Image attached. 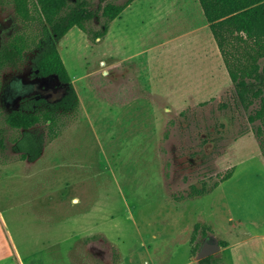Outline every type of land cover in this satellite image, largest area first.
<instances>
[{
  "label": "rangeland",
  "instance_id": "rangeland-1",
  "mask_svg": "<svg viewBox=\"0 0 264 264\" xmlns=\"http://www.w3.org/2000/svg\"><path fill=\"white\" fill-rule=\"evenodd\" d=\"M90 1L98 9L126 0ZM31 5L35 13L36 0ZM103 22L101 15L88 26L96 32ZM39 29L38 22L26 28L13 6L0 9V43ZM58 47L80 98L59 136L47 137L37 161L23 160L14 148L20 133L0 119V210L20 256V263L1 264H199L197 244L264 232L260 141L234 106L233 83L198 0H134L102 39L74 27ZM32 73L30 61L2 70L3 113L27 98L64 95L56 77ZM234 167L243 183L226 205L220 188L175 199ZM231 216L242 222L236 231ZM195 222L208 230L192 242ZM258 245L251 240L238 255L249 257ZM224 248L214 264H234Z\"/></svg>",
  "mask_w": 264,
  "mask_h": 264
},
{
  "label": "trees",
  "instance_id": "trees-1",
  "mask_svg": "<svg viewBox=\"0 0 264 264\" xmlns=\"http://www.w3.org/2000/svg\"><path fill=\"white\" fill-rule=\"evenodd\" d=\"M133 1H108L95 9L90 0H36L34 13L31 0H0V9L13 6L16 17L26 28L35 22L40 25L38 37L19 33L0 43V89L2 70L18 67L25 61L32 62L33 77H56L65 86L64 95L57 101L27 98L17 110L7 114L0 110V119L20 133L14 148L23 160L37 161L43 154L47 137L57 138L64 117L77 112L80 107V98L59 51V42L74 27L89 34L93 40L102 39L107 35L110 23ZM198 1L233 83L234 106L243 110L248 122L255 126L264 156V0ZM101 15L104 18L102 28L94 32L88 25ZM42 124L47 128L39 130ZM3 133L0 129L1 150L5 147ZM234 172L235 167L219 175L212 185L206 181H202V187L193 185L187 196L175 199L183 201L205 196L231 179ZM206 230V225L197 223L192 242L200 231L206 235ZM219 245L226 247L227 243L219 241ZM199 250L197 244L192 252L197 255ZM214 263L213 255L199 260V264Z\"/></svg>",
  "mask_w": 264,
  "mask_h": 264
},
{
  "label": "crops",
  "instance_id": "crops-1",
  "mask_svg": "<svg viewBox=\"0 0 264 264\" xmlns=\"http://www.w3.org/2000/svg\"><path fill=\"white\" fill-rule=\"evenodd\" d=\"M261 160L264 162V157L260 154ZM236 175V174H235ZM232 180H234L232 182ZM262 184H264V172H263V178L260 179ZM229 182H232L231 184ZM226 183V185H225ZM225 183L221 184L216 190L220 188V191L223 190L222 195L218 193L220 196V199L222 200L221 205H226L228 200V193L230 190H233L234 187H238V185H241L243 183V179L234 177V174L232 178ZM215 190V191H216ZM213 192V191H212ZM211 192V193H212ZM224 193V195H223ZM201 198V197H200ZM191 200V199H190ZM193 200V199H192ZM196 200V199H194ZM226 201V203H225ZM224 202V203H223ZM255 211V210H254ZM202 222V220H201ZM229 222V229L232 231H236L237 228H240L242 225V222L237 223L235 219L231 216L228 218ZM197 223L195 222L192 225V230L190 231V237L192 236L194 227ZM237 227V228H235ZM256 241L258 245V249L253 251L252 254L247 257L242 254V251H240V254L238 255L239 250H242V245L249 241ZM223 241L227 243V246L224 248L225 251H229L232 255V258L234 260V264H244V260H250L254 262V264H264V262H261L264 260V232L259 231L255 232L253 235L248 236L247 238H244L243 240H236L235 242H231L223 237ZM16 260L20 263V256L18 252L17 245L13 241V238L11 234L9 233V230L7 229L5 219L3 217V214L0 210V264L5 261H13ZM15 261V263H16Z\"/></svg>",
  "mask_w": 264,
  "mask_h": 264
},
{
  "label": "water",
  "instance_id": "water-1",
  "mask_svg": "<svg viewBox=\"0 0 264 264\" xmlns=\"http://www.w3.org/2000/svg\"><path fill=\"white\" fill-rule=\"evenodd\" d=\"M219 250H220V245L217 241L214 243H210V242L205 243L199 251L198 260H202L204 258L212 256L215 253H217Z\"/></svg>",
  "mask_w": 264,
  "mask_h": 264
},
{
  "label": "flooded vegetation",
  "instance_id": "flooded-vegetation-1",
  "mask_svg": "<svg viewBox=\"0 0 264 264\" xmlns=\"http://www.w3.org/2000/svg\"><path fill=\"white\" fill-rule=\"evenodd\" d=\"M208 242H211V240H209V241H208V240H206V241H205V243H208ZM212 242H215V241H212ZM205 243H204V244H205Z\"/></svg>",
  "mask_w": 264,
  "mask_h": 264
},
{
  "label": "bare ground",
  "instance_id": "bare-ground-1",
  "mask_svg": "<svg viewBox=\"0 0 264 264\" xmlns=\"http://www.w3.org/2000/svg\"><path fill=\"white\" fill-rule=\"evenodd\" d=\"M75 202H77V200H75Z\"/></svg>",
  "mask_w": 264,
  "mask_h": 264
}]
</instances>
